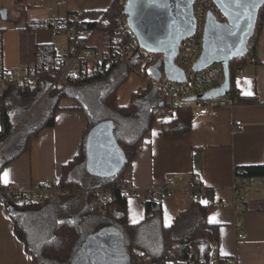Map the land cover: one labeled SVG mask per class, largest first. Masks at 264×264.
Wrapping results in <instances>:
<instances>
[{
	"label": "crops",
	"instance_id": "0c3cea01",
	"mask_svg": "<svg viewBox=\"0 0 264 264\" xmlns=\"http://www.w3.org/2000/svg\"><path fill=\"white\" fill-rule=\"evenodd\" d=\"M39 1L0 0V69H16L36 64L37 60L45 56L44 51L36 48L44 45H53L57 56L61 38H57L56 31L50 26V20L54 13L61 15V10L55 3L57 10H50L46 15H42ZM112 2L113 0H68V6L65 8L67 13H77L81 16V20L86 23L83 26V35H87L90 29L88 24L99 22ZM4 9L7 10L6 19L1 15ZM262 15L264 20V11ZM31 22L38 27L29 29ZM98 41L102 43L107 40L103 36ZM253 56L257 61H248L244 66L247 74L236 75L235 86L239 94L236 104L233 107L218 109L209 115L195 117L192 129L187 133L162 134L167 122L158 113L155 114L162 104L157 90L151 88L140 93V86L135 88L130 99L131 101L133 96H136L138 111H142L146 116L153 113L156 118L143 127L140 148L131 161L130 182L135 194L128 198L129 223L138 224L145 220L143 198L146 192L161 191L168 176L197 178L207 189V196L198 203L210 206L206 213L207 220L218 228V237L215 239L220 243L221 264H228L229 259H236L237 264H264V192L245 196L236 205L234 191L237 170H243L245 173L247 168L264 166V28ZM125 69L123 66L115 69V78L122 77ZM96 90V83L63 86L60 94L51 99V108L44 110V113L53 111L58 96L63 94L59 97V109L55 111L54 125L42 129L31 140L27 151L4 166L0 173L2 185L29 191L42 181L61 180L64 166L81 152L85 133L90 127V116L96 117L98 103L92 100L89 102L90 98L86 97L87 91L94 95L93 91ZM39 93L33 91L25 96L17 91L0 92V114L3 95H8L9 106L11 100L33 99ZM241 98L243 100H240ZM79 100H83L84 105L74 104ZM23 102L18 109L30 113L32 107ZM92 109L95 115L91 114ZM237 121L242 122L240 132L236 131ZM116 139L118 142L122 140L118 137ZM5 173H8L7 183L4 182ZM245 176L264 178V175ZM88 179L93 180L91 183L100 181L98 177L89 175L84 167L74 170L70 175L72 183L96 186L89 185ZM88 198V195L82 192L44 205L34 213L24 212L20 215L19 224L11 217L7 207L0 206V264H34V255L27 250L24 239H29L30 249L37 255L55 236L61 222L73 224L78 234L82 226L88 229L94 217L89 219L91 214L88 212L85 217L89 220L86 221L81 215L88 210ZM161 202L166 227L174 226L179 216L194 205L185 195L184 187L178 188L173 197L161 198ZM55 208L62 211L61 217L59 213L55 216ZM239 232L247 234L248 238L240 240ZM80 252L89 254L91 264H130L125 234L116 224L101 228L82 242L68 264H84ZM39 261L42 262L43 257L39 258ZM47 264L65 263L49 261Z\"/></svg>",
	"mask_w": 264,
	"mask_h": 264
},
{
	"label": "built area",
	"instance_id": "2783aa9c",
	"mask_svg": "<svg viewBox=\"0 0 264 264\" xmlns=\"http://www.w3.org/2000/svg\"><path fill=\"white\" fill-rule=\"evenodd\" d=\"M55 3L59 8L68 6V0H55ZM127 3L128 0H113L102 19L97 22V26L94 29H89L87 35H83L85 24L83 25L84 22L79 14L68 12L66 16L60 17L58 13H54L50 20V26L56 31L57 38H64V43L61 44L55 61L43 68L31 64L16 69H0V92L37 91L44 92L46 95L62 89L65 85L97 77L123 66L131 72L136 71L144 81L145 86L140 89V93L151 88L163 93L165 100L161 98V103L164 106L159 108L158 115L166 122L171 121L174 118V113L180 109L190 108L195 117H201L215 113L224 107H233L236 104L237 98L231 96V93L218 99L188 101L193 97L211 92L224 83V68L220 64L198 72L194 70V66L198 63L203 52V39L209 16L212 14L220 23L226 22L214 0H196L195 2V31L192 36L181 43L177 58V65L185 72L184 82L169 80L164 73L160 82L154 79L150 67L157 64L162 56L140 47L128 24ZM114 11L115 35L109 45L105 41L101 43L98 41L103 37L101 27L108 21V15ZM248 61L255 63L257 60L255 56H251ZM235 72L238 76L247 74V70L243 66L237 68ZM238 96L239 94L236 92V97ZM236 131H242L241 121L236 122ZM181 187H184L185 195L194 203H198L207 196V189L200 180L197 178L186 179L184 176H168L161 191H150L154 192L153 196L156 198H169L173 197L175 191ZM121 191L128 196L135 194L131 182ZM234 191L237 205V202H240L241 198L245 196L253 193L262 194L264 178L245 176L244 171L239 169L236 171ZM82 192L89 197L88 212L90 214L103 218L112 214V203L116 197L112 187L91 186L84 188L75 183L65 185L59 179L42 181L29 191L8 186L0 190V206L7 208L10 204L22 207L44 206ZM146 195L147 192L143 200ZM238 225L240 228L241 224ZM238 238L246 240L248 235L239 232ZM204 241L208 245L204 264H221L219 240L212 239L207 235ZM228 264H237V261L229 259Z\"/></svg>",
	"mask_w": 264,
	"mask_h": 264
},
{
	"label": "trees",
	"instance_id": "16d2710c",
	"mask_svg": "<svg viewBox=\"0 0 264 264\" xmlns=\"http://www.w3.org/2000/svg\"><path fill=\"white\" fill-rule=\"evenodd\" d=\"M23 1V0H19ZM262 8L259 16L258 25L254 37L250 41V53L246 57H241L234 60L231 64L232 74V91L231 96L236 97L235 70L239 67H244L248 64V58L256 53L258 41L264 28ZM115 11L108 15V21L102 25L101 34L106 38L109 45L115 35L113 18ZM86 24V23H84ZM97 23H89L88 27L94 29ZM34 23H29L28 28H37ZM39 51H44L45 56L37 60L36 65L43 68L54 62L56 56V48L53 45H44L36 48ZM2 55V32H0V57ZM139 67V64H137ZM114 69L108 71L106 74H101L97 77L79 80L73 84L86 85L96 83L97 90L93 91L94 95L90 96L89 102L95 101L98 103L97 112L99 116H90V127L85 133V139L81 147V152L76 158L64 166L63 176L61 181L65 185H73L70 182V175L74 170H79L84 167V170L89 175L98 177V183H91L92 179H88V184H96L99 187H112L115 191V199L113 200V212L109 217H99L91 214V223L88 229L82 226L80 234L77 228L69 222H61L57 229L55 236L46 243L40 250L39 254L43 257V261H39L38 255L30 249L29 239H24L27 250L34 255V264H47L49 261H57L68 264V261L74 254L76 248L80 247L82 242L87 240L92 234L107 226L114 224L120 227L126 237V246L129 249V258L132 264H204L205 255L208 245L205 243V236L209 235L212 239L218 237V228L210 224L207 220L206 213L210 206L202 205L201 203H194L189 211L179 216L177 223L172 227H166L163 220V206L161 198L153 196V191H147L146 198L143 200L145 205L146 218L138 224H131L128 220V198L130 196L124 195L122 189L127 187L130 183L131 176V161L135 157L140 148L143 135V127L153 122L156 116L152 113L146 116L142 111H138L135 104L136 96L127 106L118 105V90L124 84L131 73L129 69H125L124 75L120 77L116 83H113L112 76ZM109 79V81H107ZM113 83V84H112ZM62 89H59L61 92ZM33 92V91H30ZM30 92L22 93L27 96ZM18 94V93H17ZM60 94V93H59ZM159 96L165 100L163 93L158 92ZM63 94L58 96L52 113L46 120L39 125L34 131L27 135L23 148H20L14 155L9 157L8 161L0 165V173L4 166L12 160L18 158L22 153L27 151L30 147L31 140L38 135V133L48 127L54 125L55 111L59 109L60 98ZM60 97V98H59ZM8 95H3L1 98L2 112H1V130H0V147L11 137L16 126L11 118V111L7 102ZM240 100H243L242 98ZM110 110L112 113L104 111ZM95 110V109H94ZM195 120L194 113L190 108H184L174 113V118L166 123L162 132L163 135H181L189 132L192 129ZM112 122L114 126V134L121 138L119 145L127 151L128 162L125 169L118 177H100L88 170L87 159V143L90 132L97 126ZM264 175L263 167H253L245 169V175ZM88 175V174H87ZM118 181V184H117ZM93 186V185H92ZM0 179V190L5 189ZM42 206L22 207L14 204L8 205V211L11 217L19 224L20 215L24 212L34 213L41 210ZM193 212L191 213V211ZM88 210H85L81 215L86 219ZM88 218L86 221L89 220ZM18 227V225H17ZM18 231V229H17Z\"/></svg>",
	"mask_w": 264,
	"mask_h": 264
},
{
	"label": "water",
	"instance_id": "95a60500",
	"mask_svg": "<svg viewBox=\"0 0 264 264\" xmlns=\"http://www.w3.org/2000/svg\"><path fill=\"white\" fill-rule=\"evenodd\" d=\"M214 1L226 22L220 23L212 14L209 16L203 52L194 70L198 72L220 64L224 68L225 79L220 87L193 97L189 102L223 98L231 93V64L250 53V41L255 35L260 12L264 7V0H243L242 7H237L234 0ZM195 2L196 0H128V24L140 47L162 56L157 64L150 67L151 74L158 82L162 80L163 73L172 81L185 80V72L177 65V58L181 43L195 31ZM1 15L6 19L7 10H2ZM163 106L162 103L160 107ZM158 112L159 109L155 114ZM127 154L115 137L112 122L99 125L90 132L87 159L88 170L93 174L100 177L120 175L128 162ZM79 255L84 264H91L88 253L80 252ZM127 257L130 261L129 254Z\"/></svg>",
	"mask_w": 264,
	"mask_h": 264
},
{
	"label": "rangeland",
	"instance_id": "374dc122",
	"mask_svg": "<svg viewBox=\"0 0 264 264\" xmlns=\"http://www.w3.org/2000/svg\"><path fill=\"white\" fill-rule=\"evenodd\" d=\"M39 4L41 5L40 8L42 9L41 11L42 15H46L47 12L50 10H57V8L55 7V0H40ZM60 10H61L60 17L61 16L64 17L67 15V11L65 7L60 8ZM60 38H61L60 39L61 44H63L64 38L63 37H60ZM60 46L61 45H59L58 48H60ZM112 80H113V83H116V80H118L117 78H115V74L112 76ZM144 86H145L144 81L140 78L138 73L136 71L131 72L128 80H126V82L119 87L118 94H117L119 105L126 106L127 104H129L131 96H132V92L135 90V88H138V87L143 88ZM59 93H60L59 90L46 94V95L44 94V92H40L33 99L26 98V100H23L25 101V105L32 107V110L30 111V113H27L28 111H24V110L22 112L21 109L20 110L18 109L21 107V103L22 104L24 103L23 101H19L18 99L11 100V102L9 103V109L11 111V118H12L13 123L16 126V129L14 133L11 135V137L0 147V163L3 162L6 158H8V156H11L14 153H16L18 150H20V148L24 147L27 135L30 132L34 131L39 125H41L46 120V118H48L50 114L52 113V110H48L46 113H44V110L51 108V103H50V101H52L51 99H53L55 95H58ZM86 94H87L86 96L87 99L90 98V96H93L90 91H87ZM82 101L79 100L77 101V103H74V104L76 105L79 103L80 104L85 103L84 101L82 103ZM104 111L108 114L112 113L110 110L104 109ZM1 112H2V107H1ZM91 112H92L91 114L95 115V111H93V109ZM98 112L96 110L97 117L99 116ZM0 127H1V122H0ZM85 184L86 183H83L84 188L89 187L88 185L84 186ZM55 211L57 212V213L55 212V216H57L59 213V217H61L60 213L62 211H60L59 208H55ZM37 255L39 258H41L40 254H37Z\"/></svg>",
	"mask_w": 264,
	"mask_h": 264
},
{
	"label": "snow or ice",
	"instance_id": "6c2138e0",
	"mask_svg": "<svg viewBox=\"0 0 264 264\" xmlns=\"http://www.w3.org/2000/svg\"><path fill=\"white\" fill-rule=\"evenodd\" d=\"M234 3L236 4L237 7H242L243 6V0H234ZM7 176H8V173H5L4 174V177H5V183L8 182L7 180ZM226 254V253H225Z\"/></svg>",
	"mask_w": 264,
	"mask_h": 264
}]
</instances>
